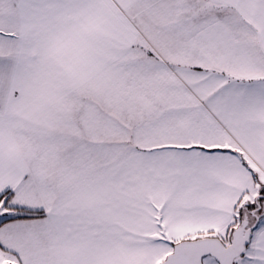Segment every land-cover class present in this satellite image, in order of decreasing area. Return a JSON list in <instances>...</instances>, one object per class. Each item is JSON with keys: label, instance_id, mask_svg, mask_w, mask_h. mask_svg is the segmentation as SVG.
I'll return each instance as SVG.
<instances>
[{"label": "snow or ice", "instance_id": "1", "mask_svg": "<svg viewBox=\"0 0 264 264\" xmlns=\"http://www.w3.org/2000/svg\"><path fill=\"white\" fill-rule=\"evenodd\" d=\"M0 264H264V0H0Z\"/></svg>", "mask_w": 264, "mask_h": 264}]
</instances>
